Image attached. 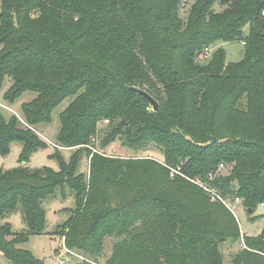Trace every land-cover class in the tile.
<instances>
[{
	"label": "trees",
	"instance_id": "obj_1",
	"mask_svg": "<svg viewBox=\"0 0 264 264\" xmlns=\"http://www.w3.org/2000/svg\"><path fill=\"white\" fill-rule=\"evenodd\" d=\"M218 1L226 5L222 11L214 10ZM180 2L2 0L0 88L6 78L12 80L4 94L10 103L26 91L37 93L33 102L22 103L23 119L14 114L7 120L0 110L2 154L23 141L21 164L0 165V218L21 208L28 223L18 234L9 222L0 224V252L13 264H41L17 245L45 232L42 201L56 193L66 197L67 188L75 192L76 207L58 228L63 233L68 228L70 248L97 255L107 233L124 237L105 264H224L221 244L237 241L241 232L219 197L240 198L257 219L254 212L264 206V0H196L188 22L180 18ZM236 40L245 45L241 61H227L222 47L200 61L204 48ZM140 44L148 63L135 57L123 72L127 55ZM154 44L162 50L153 52ZM149 70L163 88L157 112H149L147 99L133 90L155 85ZM68 96L74 98L59 113L57 146L88 144L98 122L107 119L104 145L118 138L135 149L157 145L166 164L185 162L183 173L201 177L214 192L172 177L165 165L152 166L148 159L94 152L91 180L101 169L108 173L106 183L116 184L131 167L140 169L142 179L130 180L118 194L125 210L88 215L92 195L84 174H77L78 154L69 163L60 158L59 171L25 165L46 145L37 126L51 122ZM222 163L228 172L219 169ZM87 217L88 226L78 229ZM244 238L247 248L232 264H264V230Z\"/></svg>",
	"mask_w": 264,
	"mask_h": 264
},
{
	"label": "rangeland",
	"instance_id": "obj_2",
	"mask_svg": "<svg viewBox=\"0 0 264 264\" xmlns=\"http://www.w3.org/2000/svg\"><path fill=\"white\" fill-rule=\"evenodd\" d=\"M196 0H181L179 15L182 21L188 22L190 19V10L195 4ZM226 5H223L220 1L214 4L215 11H222ZM2 10V0H0V11ZM248 30L247 28L245 29ZM157 44V43H156ZM154 44L151 50L155 52H160L163 46ZM144 45L140 44V47L132 50L125 59L122 67L123 72H128L130 70V64L135 57L142 59L144 62L148 63V55L143 51ZM224 48L227 54V61L229 62H239L244 57L245 45L241 41H217L213 45L208 46L210 48V53L207 59H200L201 62L207 61L212 53L218 48ZM147 48V47H146ZM116 47L111 48L108 52H112ZM145 50H148L145 49ZM1 51V47H0ZM154 56V60H155ZM148 73L154 79L153 87L150 85L142 84L143 86H137L148 93H150L157 101L161 102L162 99V86L160 81L157 80L156 75L149 70ZM12 86V80L7 79L4 81L2 87L0 88V110L7 118L10 120L12 115H18L22 117V103H31L34 98H36L37 93L34 91L24 92L14 103L8 102L4 98L5 91ZM109 88V85H107ZM86 101H90L92 96L86 94ZM159 97V98H157ZM74 97L68 96L63 99V101L54 109L53 119L51 122L40 124L37 126V131L39 136L46 143L45 146L40 147L37 151H34L30 155V161L25 163V165L34 169H41L45 166L51 167L55 171L60 170V158L69 163L74 154H78L79 164L77 174H84L89 186L90 196L92 195V204H90L88 215L96 213V211H111L113 208H118L120 212L126 209L125 205H122V201L116 199L120 191L125 188L126 183L130 182L132 179H142L140 169L137 167H131L125 174L126 177L122 178L118 183H106V172H102L99 169V173L95 179H90L91 166L94 162L93 153L96 152L100 156L113 157L117 159H148L152 166L155 165H165L168 168L170 176L174 177L180 175L185 179L191 181V183L204 187V190L211 194L215 189L211 188L210 184L206 183L199 176H189L183 173V167L185 162H180L179 164H166L164 161V153L161 147L157 145H149L148 148L135 149L126 146L122 139H116L108 145H104V140L107 133L110 130L111 122L107 119L98 122L97 127L94 132L88 136V144L76 145L72 147L57 146L58 135L60 130L59 113L62 112L73 100ZM140 100L148 105L144 98L139 97ZM161 107V104H160ZM149 112H153L154 109L151 106L146 107ZM160 110V108H159ZM158 110V111H159ZM157 112V111H154ZM18 119V118H17ZM20 123L25 124V121H20ZM23 149V141H14L10 145V152L3 155L0 151V165L5 169H14L18 167L20 163V155ZM91 151V154L90 151ZM61 156V157H59ZM224 164V163H222ZM68 166L70 164H67ZM227 164L219 166V169H223L224 172L227 171ZM210 177H214L211 175ZM91 180V181H90ZM67 195L63 197L60 193H56L49 196L42 201V206L45 212V232L41 234H33L29 236V240L26 243L17 245L20 248H25L29 250L32 255L41 264H105L115 253L119 241L124 237L120 236L116 232L107 233L103 239V246L99 254L89 253L78 248H70L65 243L66 235H68V228L63 233V228H58V226L63 225L70 217L73 215V210L76 207L75 192L71 189H66ZM221 202L225 206L226 203L230 205L229 210L237 218L241 237L237 241H226L221 244V250L224 255V264H232L234 255L243 248L242 243H245V235H258L264 230V206L260 205L254 212V216L257 217L256 220H252L251 214L246 210L243 203L235 201H229L225 199L223 201L219 197ZM224 199V198H223ZM94 209V210H92ZM97 209V210H96ZM88 218V217H87ZM90 218L84 219L83 222L77 225V228L87 227L90 223ZM9 222L12 226V230L15 234L27 231L28 223L25 218L24 212L21 208H17L15 211L10 212L5 217L0 218V224ZM8 235L7 240H13L16 236ZM62 235V236H61ZM0 264H13L2 252H0Z\"/></svg>",
	"mask_w": 264,
	"mask_h": 264
},
{
	"label": "water",
	"instance_id": "obj_3",
	"mask_svg": "<svg viewBox=\"0 0 264 264\" xmlns=\"http://www.w3.org/2000/svg\"><path fill=\"white\" fill-rule=\"evenodd\" d=\"M133 90L142 94L147 99V101L149 102L150 106L154 109V111L159 110L160 108L159 102L150 93L136 86L133 87Z\"/></svg>",
	"mask_w": 264,
	"mask_h": 264
},
{
	"label": "built area",
	"instance_id": "obj_4",
	"mask_svg": "<svg viewBox=\"0 0 264 264\" xmlns=\"http://www.w3.org/2000/svg\"><path fill=\"white\" fill-rule=\"evenodd\" d=\"M264 13V12H263ZM244 44V42H242ZM209 53H210V48L206 47L204 48V50L200 53L199 57L201 59H207L208 56H209ZM224 164H221V166H223ZM223 201H225V199L221 198ZM237 202H240L241 199L240 198H237L236 199ZM226 205L230 208V205L228 203H226ZM231 209V208H230ZM242 246L243 247H246L245 243H242Z\"/></svg>",
	"mask_w": 264,
	"mask_h": 264
}]
</instances>
